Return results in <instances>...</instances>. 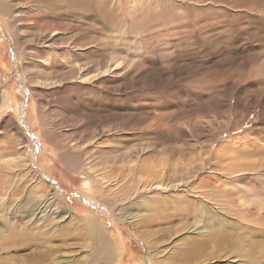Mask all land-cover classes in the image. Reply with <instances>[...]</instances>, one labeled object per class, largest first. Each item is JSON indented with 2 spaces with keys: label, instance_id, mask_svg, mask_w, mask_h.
<instances>
[{
  "label": "rangeland",
  "instance_id": "1",
  "mask_svg": "<svg viewBox=\"0 0 264 264\" xmlns=\"http://www.w3.org/2000/svg\"><path fill=\"white\" fill-rule=\"evenodd\" d=\"M0 2L9 9L10 16V0ZM42 4L43 15L51 16L46 19L48 23H54L52 20L57 17L55 27L66 29L63 35L57 34L52 45L37 44L36 29L31 23L24 31H18V24L12 23L14 27L8 30L0 21V97L1 92L6 100L16 95L11 107L0 108V157L18 158L24 153L31 163L28 169L23 162L12 170L0 166V264H78L67 261L71 255L65 252L67 245L59 231L65 227L74 230L73 218L69 216L75 213L69 211V216L59 219L57 226L51 224V231L25 227V216L17 207L20 203H34L36 197L45 201L57 192L62 206L78 211L76 218L93 214L107 240L122 249L117 264H140L146 258L147 245L136 228L141 224L148 227L156 214L171 215L169 220L176 216L179 207L175 209L173 199L162 200L164 204L152 202L151 211L141 212L133 222L124 216L126 212L136 213L140 206L119 202L124 212L111 215L85 204L77 193L88 182L94 192L98 190L99 203L116 211L119 200L113 193L121 190L120 184L108 193L105 186L109 187L115 178L106 179L102 186V181L83 166L70 169L66 161L72 155H79L94 170L110 169L108 155L123 158L132 153L143 160L156 158L168 165L169 161L175 165L194 164L203 158L206 166L202 177L210 176L217 185L214 176L221 178L228 160L218 152L215 158L213 151L225 149L233 164L244 169L241 177L246 176L243 182L251 185L252 196L264 201V0H150L133 13L128 12L126 4L120 7L115 0H44ZM75 45L81 51L69 50ZM12 49H20V54H14ZM111 59L118 60L121 66L94 83L65 80L62 87L48 92L38 86L41 90L29 96L20 85L59 80L74 75L77 68L89 70L90 74L104 71ZM33 75L36 78H31ZM109 87L115 90L110 91ZM32 104L41 114L45 112L41 121L31 117ZM54 108L58 117L49 119L47 111ZM61 115L66 119L62 120ZM249 163L254 169H246ZM256 171L257 175L250 176ZM197 180H190L188 186ZM122 182L129 186L133 179L127 176ZM36 183L44 186L31 185ZM30 185L37 187L35 196L28 195L26 188ZM226 190L230 192L231 187ZM248 197L244 199L250 200ZM209 198L223 209V204L219 205L223 199L216 193ZM228 215L235 219L230 222L234 221L237 228L242 227L239 221L253 224L245 226L248 234H241L234 227L225 229L232 245L245 242L247 257L237 255L230 259L235 261L232 263L229 253L216 260L209 249L201 263L193 264H264V212L244 219L233 209ZM195 220L192 215L185 229H191ZM158 228L161 231L154 236L156 249L161 235L172 232L168 221L150 229ZM178 235L171 234V238ZM166 237L172 240L169 235ZM181 237L168 248L181 243ZM203 239L186 236L182 248H172L171 254L165 252L163 256L174 264L187 257L181 252L189 243ZM66 242L74 246L72 256L79 254L77 246H87L79 238ZM241 247L238 250L243 253ZM232 249L233 246H226L224 250ZM159 250L163 252L162 248Z\"/></svg>",
  "mask_w": 264,
  "mask_h": 264
},
{
  "label": "bare ground",
  "instance_id": "2",
  "mask_svg": "<svg viewBox=\"0 0 264 264\" xmlns=\"http://www.w3.org/2000/svg\"><path fill=\"white\" fill-rule=\"evenodd\" d=\"M43 1L44 0H32V1L18 0L14 2L10 0V3L13 6V10H10L11 11L10 16H7L9 9H7L4 6V3L0 2V10H1L0 15L2 18L0 19V21H2V23L5 25V27L8 28V30H11L14 27L13 24L14 25L18 24L16 28L18 31H24L25 28L27 27V24L31 23L32 26L35 27L36 29V36L38 37L37 44H40L42 47L49 46V43L54 41L59 36L57 34L61 33L60 36L63 35L66 32V29H63L62 27H55V24L57 23L55 22V20L57 17L54 18V20H52L54 21V23L52 24L48 23L50 21H47L46 19H49L51 16H49L48 14L43 15V11H44L43 8H45L42 4ZM115 1L117 2V4L119 3L118 5L120 7H123L124 4H126L129 13L135 12L138 6L143 7L144 5H146V3L148 4L150 2V0H126L125 3L123 2L124 0H115ZM26 10L28 11L24 12ZM41 15H43V17L41 18V20H39L38 18ZM10 24H12V26ZM8 34L10 35V37H12L11 32H8ZM52 44L53 43H51L50 45ZM78 48L80 47L76 45L72 47L69 46V50L76 52H78L79 50ZM24 49L26 51L28 50V48H24ZM12 51L14 52V54H20V49H16V50L12 49ZM27 54L29 53L27 52ZM121 64L122 63H119L118 60L111 59V63L108 65V67H106L104 71L97 70L94 73L90 74L89 70L77 68V71L72 72L74 75L61 77L59 80L49 81V82L37 81L33 83L34 85H30V83L22 82L20 83V85L22 89H24V93H26V96H29L31 95L32 92L36 94V91L38 92L39 90H41L39 89V87L45 88L47 92L57 87H62L65 80L66 81L69 80V83H71L70 80H75V79H79L83 83H87V82L94 83V81H98L99 79L103 78L106 73L111 74L113 71L116 70V68H119ZM112 67H114L115 69H111ZM36 76L33 75L31 78H36ZM45 76L48 75L44 74V77ZM109 90L110 91L115 90V88L112 89V87H109ZM109 90L106 89V91ZM13 96L16 95L12 94L8 96V100H6V95L3 92H1L0 108L11 107L13 104L12 101ZM77 111H79V109H77ZM47 112L50 113L48 115L49 119H52L53 117L58 115V111L55 108L54 111L48 110ZM30 115L31 117L33 116V118L38 122L43 119V117L45 116V112L41 114V112H39L38 109H36V107L32 104L30 106ZM61 119L62 120L66 119V116L61 115ZM36 121H31V122H36ZM35 151L38 152V147L35 148ZM227 151H225V149L220 151L219 149L213 151V153L215 154V158L219 156L217 154L218 152L226 156L227 160L229 161V162L226 161L228 163L226 166L227 169L224 167V169L222 170V174L220 175L221 178L218 179L217 178L218 176L216 175L214 176L217 180V185H215V180L210 176L202 177V175H204L203 172L206 166L205 163L206 160H204L203 158L199 159V161L194 164L193 162L192 163L183 162L181 164L175 165L170 163L169 161L168 162L169 165H168L156 160V158L154 159V161L150 159L143 160L140 157L133 155L132 153H129L128 155L125 154L123 158L121 157L119 158L117 156L112 157V155H108L109 158H111V160L107 162L110 169H107L108 167H104L100 170L99 169L94 170L92 168V165L86 163L85 160H82V158L79 157V155H72L73 157L67 159L66 165L73 170L79 169L78 168L79 166H83L82 169L87 170L88 172L89 171L92 172L98 177L100 181H102V186L103 184H106L107 182L106 179L110 181L111 179L109 178H115L112 184L109 185V187L105 186L107 188L106 191L109 193L110 189L120 184L121 190L118 192L117 190H115V193H113L115 196L118 197L119 200L118 203L125 201L127 202L125 204H129V206L141 207L140 210L134 214L133 213L129 214V212H126L124 218L127 219L128 221L130 219L131 222H133L136 218H138L141 212L147 213L151 208H153L154 203L152 204V202H160L164 204L165 202H163L162 200L167 201L168 199H173L172 203H174L175 209L179 207L176 216L172 217L169 220L171 215L162 216L160 214H156L150 220L148 227H143V225L141 224L140 225L141 227L135 229L136 232H139V237L142 238V240L145 241L147 245L146 258L142 260L140 264H172L170 260L168 261L163 256L165 252H167V254H171L172 252H170V250H172V248H176L178 246L182 248L184 245L182 244V241L185 239L186 236L204 238L205 241H203L204 240L203 239V240H196L195 244L189 243L185 247V249L182 250L181 252L184 253V255H186L187 257L186 258L182 257L181 259H178L177 262L176 261L173 262L174 264H193V262L201 263V259L207 256L206 250L209 249H210L209 251H211L210 256L212 258H218L216 260H220L219 257L226 256V254L229 253L232 254L231 256H227L229 260L234 257L237 258V255H243L244 257H247L248 253L245 250L246 249L245 247L247 245L244 247L245 242L242 243L240 242V244L234 243L235 246L232 245L231 242L229 241L230 239L228 238L225 229L234 227L237 230V232H240L241 234H248L249 231L247 228H245V226L253 227V224L251 223V221L247 222L243 220L244 221L243 223L239 221L242 227L237 228L236 225L233 223L234 222L233 220H232L233 222H230V220L234 218H231V215L228 214H230V212H232L233 209H236L239 213H241L242 217L245 219L246 217L251 218L255 214H261L262 212H264V201L258 200L254 196H252L253 191L251 185L248 182H243V179H247L246 176L241 177L242 173L244 172L243 171L244 169H240L241 165L237 166V164H233L234 161L230 156H228ZM8 157L9 155L7 157L4 156L0 157V166L8 170H12L13 167H16L20 162L26 164V169H28L29 166L31 165V163L28 161V157L25 158L24 153H22V156L18 158L7 159ZM119 160H121L120 164H119ZM81 162H83V164H80ZM251 168L254 169L253 163H249L246 169L251 170ZM114 170H117V172L115 173ZM112 173H115L116 175L115 174L113 175ZM199 173L201 175L200 178L198 176ZM258 173L259 172L256 171L255 173H250L251 175L250 174L249 175L254 176L257 175ZM244 174L248 175L246 173ZM127 176L133 179L132 184L129 186H125L122 182L124 177L126 178ZM34 178L35 176L32 177L31 179ZM195 178L198 179L197 182L191 186H188V182ZM49 183H51L50 178H49ZM86 183L87 184L85 185V187L83 186L84 190H81L80 192L77 193L78 197H80V199H82V201H84L85 204L91 205L97 210L99 209L100 212L105 211L104 213L106 214L112 215L113 212H121V213L124 212L120 208L121 207L120 203L115 206V208H117L116 211H113L112 210L113 208L110 209L102 206L98 201V197L96 196L98 190L94 192L90 183L88 182ZM31 185L38 187L44 186L43 184H38V183ZM31 185L29 186L30 189L29 187L26 188L28 190V195L32 194L35 196L37 187ZM102 186L100 185L99 188L103 189ZM227 186L231 187L230 192L226 190ZM107 192L106 194H108ZM214 193H216V195H218L219 198L223 199V201H220L221 203L219 204V205L223 204L224 206L222 207L223 209L220 208L218 209L217 207L218 205L215 203V201L209 198V196ZM138 194H141V196L138 197V199H134V197H136ZM166 194L168 196H166ZM144 195H149V196H144ZM246 196L247 197L251 196L250 200H245L244 197ZM60 199H61L60 194L56 192V194H53L45 201L43 197H36L34 203H28L24 205L20 203L17 209H20L21 213L25 216L24 217L25 227H27L28 229H34L35 227H40L45 231H51V224L56 223L57 226L59 219L63 218L66 215L69 216L68 214L69 211L70 212L72 211L73 214L78 213V211H76L75 208L70 209L64 207V205L62 206L61 203L58 202V200ZM0 200L2 201L1 197ZM211 200L213 203L211 202ZM191 201L193 202V205H191L190 203ZM166 204L169 203L167 202ZM36 209L39 210L38 213H35ZM190 209H192V214L190 212ZM248 211H250V215H247ZM224 212H226V214ZM75 214L73 216H69L73 218L72 225H74V230L70 231L68 230L67 227L59 229V231H62L61 233L63 234L62 235L64 240L63 243L64 245H67L65 247V252L71 255L69 256L70 258H68L67 261L76 262L78 264H87V261L89 262L88 264L91 263L117 264L121 256L120 250L122 249H120L118 245L111 244L107 240L106 234L102 231L103 228L101 227V223L93 218L94 217L93 214L90 213L83 214L81 217L84 218L81 219L76 218L78 216H76ZM192 215L196 219L191 223V226H193L191 228L192 230L189 227L185 229V225L188 223V219ZM173 220L179 221V224L173 223ZM167 221L170 224V228L172 227V232L167 231L168 234L165 233L164 235H161L162 240L161 242H159V247L156 249L157 242L155 241L154 236L155 234L159 233L161 229L158 228L155 230H151L150 228L152 226H155L156 224L160 225L162 223H166ZM176 224L177 226L176 228H174L173 226H175ZM200 224L205 225L204 227L206 228L200 229L196 227L197 225ZM253 229L254 228H252L251 230ZM64 231H66V233H64ZM171 234L173 235L179 234L178 235L179 237L180 236L183 237H181L180 239L181 243L176 245L174 244L171 246V248H168V246L172 244L174 240L179 238L176 236L174 239H172ZM166 235H169L172 240L171 241L168 240ZM0 237L2 236L0 235ZM73 238L75 241H77V239L79 238V241H82L84 243L86 242L87 245L86 248L83 245H82L83 248L77 246L78 247L77 250L79 251V254L77 256L76 255L72 256V254H74V251L71 250V248H73L74 246H72L71 244H67L66 242V241H71ZM240 245L242 246L241 247L242 251L244 250L243 253H241V250H238ZM226 246L228 247V249H230L233 246L231 252L228 251L225 252L224 249L226 248ZM161 248L163 249V252L159 250ZM91 256H93V258L89 260L88 257ZM215 262H211V263H215ZM230 262L233 263L235 261L230 260Z\"/></svg>",
  "mask_w": 264,
  "mask_h": 264
}]
</instances>
